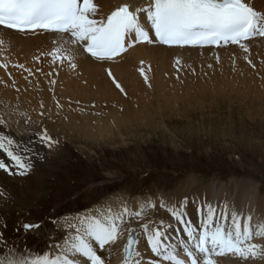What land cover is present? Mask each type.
Segmentation results:
<instances>
[{
    "label": "rangeland",
    "instance_id": "1",
    "mask_svg": "<svg viewBox=\"0 0 264 264\" xmlns=\"http://www.w3.org/2000/svg\"><path fill=\"white\" fill-rule=\"evenodd\" d=\"M245 47L145 60L126 80L108 66L79 71V84L97 85L73 96L56 78L38 74L45 53L0 43V120L20 118L18 127L0 125V133L32 165L26 176L0 170V233L8 244L36 256L93 205L114 196H171L187 180L223 184L232 196L240 183H251L263 200L264 42ZM12 63L25 73V85ZM155 68L164 71L161 87ZM44 130L51 147L39 139ZM0 160L15 170L3 151ZM25 223L41 227L25 232Z\"/></svg>",
    "mask_w": 264,
    "mask_h": 264
},
{
    "label": "snow or ice",
    "instance_id": "2",
    "mask_svg": "<svg viewBox=\"0 0 264 264\" xmlns=\"http://www.w3.org/2000/svg\"><path fill=\"white\" fill-rule=\"evenodd\" d=\"M96 14L97 7L93 0H0V26L21 32L43 30L56 34L60 46L54 48L51 55L54 59H67L73 68L75 64L72 61L77 54H87L104 61L140 42L194 47L231 43L247 51L242 41L264 37V12L256 10L246 0H151L146 7L135 10H130L128 4L119 6L106 18H93ZM64 45L69 47L65 48ZM116 87L124 91L119 83H116ZM3 124L4 121L0 120V125ZM38 135L48 147L55 143L47 130ZM16 147L18 145L11 136L0 133V151L10 158L15 169L13 171L0 160V170L26 176L32 168L30 157L21 155L15 150ZM186 203L187 198L172 205L161 200L159 205L183 225L186 239L180 237V230L177 229L176 242L166 243V239L171 238L162 220L151 232L147 224L143 226L147 244L156 257L169 264H215L210 258L213 254L231 253L242 259L258 254L260 246L246 243L253 235L249 226L251 217L246 219L242 228L243 218L233 214L232 227L222 228L216 221V208L205 201L197 209L200 223L193 225L184 218ZM155 206L149 201L140 205V211H129L126 206L115 212L109 208L103 218L90 213L78 214L76 224L66 225L68 231L62 242L50 243L46 251L36 256L32 255L30 249L21 251L16 245L10 246L0 233V264H81V259L84 264H105L99 253L105 250L106 245L118 240L125 217L140 216L146 208ZM22 227L28 232L41 225L25 223ZM134 231L129 230L124 245V264H131L134 254L135 257L141 255L135 247L138 240ZM256 235H264V230L256 232ZM53 248L58 250L55 254L51 251ZM181 251L187 259L181 257ZM135 264H142V261L136 259ZM157 264L160 262L157 261Z\"/></svg>",
    "mask_w": 264,
    "mask_h": 264
},
{
    "label": "bare ground",
    "instance_id": "3",
    "mask_svg": "<svg viewBox=\"0 0 264 264\" xmlns=\"http://www.w3.org/2000/svg\"><path fill=\"white\" fill-rule=\"evenodd\" d=\"M150 2L151 0H93L94 5L97 7V14L93 18L99 19L101 16L106 18L107 15H109L112 11H114L122 4H128L130 6V10H135L138 7H146ZM246 2L252 5L256 10L264 12V0H246ZM141 19H144L143 15ZM0 40L7 42L8 44H13L14 49L16 48V50L19 48L21 49L22 47L24 49L23 53H31L33 50H35L36 52L41 51L45 53L40 55L42 64H39L37 66L39 67L40 72L38 74L41 75L40 77H42L43 75L48 76V79L50 81H53V79L56 78L55 80H57V82L59 83L58 86L64 84L63 86H66L68 88L67 91L72 93L73 96H83L89 94L97 85V81L92 83L91 87L90 84L85 87L79 84L78 82H81V80H77L79 77L76 79L77 75H79L78 73H80L79 71H82L83 74L85 72H87L88 74H93L95 72L99 73L100 71H98V67L108 66L111 68V72L123 76L126 80L127 76H125V73L129 74L128 70H130V67L145 62V60L155 61L156 59H161L163 61H171L174 56L188 57L190 55L193 56L194 54H204L207 52L223 51L227 49L236 50L241 47L238 44H227L220 47L204 48L168 47L156 43H140L128 48V51H126L122 55L104 61L92 58L87 54H77L75 56V59L72 61L75 64V67L73 68L70 66L67 59H54L51 55L52 50L60 46L59 37L54 33L42 30H36L34 32H21L0 26ZM262 41L264 42V37L257 36L250 40L242 41V43L247 46ZM33 43L35 44L34 47ZM64 47L68 48L69 46L64 45ZM12 66L15 69L14 73L18 75V81L21 83V85H25V81L23 79L25 73L23 72V70H16L21 68L17 67L18 65L15 63H12ZM166 66L167 65H165L164 67ZM168 66L166 68H168ZM155 69L156 71H158V73H156V75H154V79H152L154 80L155 84L161 87V76H164V71L162 70V68L160 69V71L157 70V68ZM42 79L45 80L47 78L44 77ZM69 85H74L72 90ZM133 86L136 87L135 84H133ZM62 91L63 89L61 90V92ZM35 95H37V93H35ZM21 114L23 115L25 114V112ZM71 117L75 116L73 115ZM2 120L4 121V124L15 123L17 127L20 122L19 117L18 120H16V117L12 115L5 119L2 118ZM177 189H179L180 191L175 193ZM176 190H173V194L171 196L163 195L161 194V192L155 194L156 196L154 197L135 196L128 198V196L126 198H116L114 196V198H112L111 200L108 199L107 204H103L101 202L102 204L93 205L89 210L87 209L88 213H90L91 215L103 218L108 214L109 208L113 212H115L118 210H122L126 206L129 211H140V205L145 202L151 201L156 205L155 207L146 208V210H144L140 216L132 215L130 217H125V222L121 225V235L118 237V240L112 245H106L105 250L102 253H99L102 255V259L105 260V264H124L126 257L123 249L130 229L135 230L133 234L138 240V244L135 247L141 254L139 257H135L134 254V259L131 264H135L136 259L141 260L142 264H157V261H159L160 264H168L160 257H156L151 252L150 247L147 244L146 234L143 226L147 224L148 231L151 232L161 220L164 221L163 227L167 231L168 237L171 238L166 239L165 242L169 244L175 243L178 238L176 232L177 229L180 230V237H184L183 225L172 218L166 208L160 207L159 205L161 203V200H163V202L167 205H172L179 204L180 202L184 201L185 198H187V203L184 207V218L186 220H190L193 225H199L200 216L197 209L205 201L216 208V221L222 228L232 227L231 218L233 214H239V216L243 218L241 219L242 228L246 219L248 217H251L249 226L253 232V235L252 238L246 243L260 246L258 249V254L254 257L250 256L247 259H242L238 256H234L231 253L225 255L213 254L210 258L215 261V264H264V235H256V232L264 230V198L263 200H260L257 188L252 187L251 183H240L235 191L234 196H232L229 193L227 186H224L223 184H221L219 188H217L214 183H210L207 186H197L195 181L187 180L184 181L181 186L176 188ZM257 205L259 207H257ZM221 213H224V215L222 216ZM74 218L72 217V220ZM64 222L66 224V221ZM76 223L77 220L74 219L73 224ZM169 225H171V227H168ZM184 238L186 239V237ZM51 251L53 254H55L58 250L53 248ZM81 264H84L83 259H81Z\"/></svg>",
    "mask_w": 264,
    "mask_h": 264
},
{
    "label": "water",
    "instance_id": "4",
    "mask_svg": "<svg viewBox=\"0 0 264 264\" xmlns=\"http://www.w3.org/2000/svg\"><path fill=\"white\" fill-rule=\"evenodd\" d=\"M127 240H128V237H127V239H126V242H125V244L127 243ZM125 244H124V245H125ZM125 257H126V253H125Z\"/></svg>",
    "mask_w": 264,
    "mask_h": 264
}]
</instances>
